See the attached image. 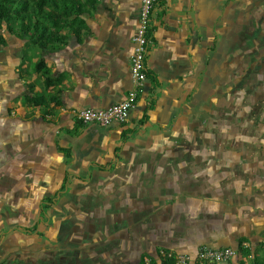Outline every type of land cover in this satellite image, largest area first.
<instances>
[{"label":"crops","instance_id":"0c3cea01","mask_svg":"<svg viewBox=\"0 0 264 264\" xmlns=\"http://www.w3.org/2000/svg\"><path fill=\"white\" fill-rule=\"evenodd\" d=\"M140 9L141 0H98L83 14L79 37L48 49L6 32L0 47L1 208L22 206L23 188L55 179L61 152L69 166L75 163L74 147L60 141L62 128L76 126L75 110L108 108L126 98ZM152 23L145 89L126 122L106 127L109 135L125 136L120 148L113 146L116 160L75 187L96 185V193L56 212V245L25 241L26 253H12L8 264H52L46 251L67 253L61 243L79 226L81 241L104 244L109 253L103 261L96 253L94 264H139L146 253H194L201 244L238 249L241 238L251 255L239 252L231 264L264 258V135L257 122L246 125L242 118L247 108L257 110L253 100L263 85L252 84L250 73L264 53V0H158ZM41 58L58 79L50 87L34 68ZM246 94L249 102H243ZM231 127L253 128L254 143L250 134L227 136ZM18 164L29 178L17 176Z\"/></svg>","mask_w":264,"mask_h":264},{"label":"rangeland","instance_id":"374dc122","mask_svg":"<svg viewBox=\"0 0 264 264\" xmlns=\"http://www.w3.org/2000/svg\"><path fill=\"white\" fill-rule=\"evenodd\" d=\"M201 78L206 81L208 79V74L204 73ZM262 81L263 85L258 86V89L256 90L258 100L257 103L255 100H253L257 106V110L252 111L247 108L242 113V118L245 117L247 119L246 125L252 120V125H254L253 123L257 122V129L264 135V126L261 127V119L263 120L264 118V77H262ZM242 83L244 86H247V83H249L244 74H242ZM249 97L250 95L246 94L245 100L247 102L250 100ZM245 100H243V102H246ZM229 102L232 103L233 101L229 100ZM228 114H230L232 117H234V114L235 116L241 117V111L231 112L230 110H227L226 115ZM109 126L99 127L97 124L91 123L90 125H85L83 128H81L78 134L70 132V130L67 128L61 129V145L66 144L72 145L74 147L73 152L75 154V163H72L69 166L68 164L71 161H68L65 152H61V166L59 168V174L55 179L51 178L50 183L43 181V183L35 184V182H33L32 184L28 185L31 188V190L28 191L24 190L23 188V192L21 191V193L24 194L25 204H22V206H17L16 208L0 207L2 209V214L0 215V252L6 253L5 257L3 255V259L0 256V261H5L12 253L25 254L26 250L24 248L25 246L23 245V242L25 241H39L44 245V247L48 245L54 246L57 242H59V238L57 239L56 236L54 237L51 234L53 233L55 226L54 222L58 219V217H55L57 215L56 212L64 213L66 212L67 207H70V204H75L74 201L77 200V198H81L80 196L86 197L88 194L96 193V185H90L88 189L83 191H77L75 187L78 185L83 186L84 184H87L90 180V176H93L96 171L101 172L102 169L105 170L104 168L107 167V163L114 162L116 160L117 154L114 150V147L115 145H118L120 148L123 144L125 136H116L113 133L109 135L107 133L109 128H106ZM88 127L90 129H88ZM92 128L96 130L92 131ZM228 131L229 132L226 131V135H232L234 139L239 138L241 134H250L252 137L251 142L254 143L253 128L249 129L247 133L243 128L238 127H231ZM253 143L245 142L244 146H248L249 150H254L256 147L253 145ZM25 169L26 168L20 164L15 166L17 176L19 177L21 174H24V172V176H28V169ZM39 175L40 176H34V178H40L42 173ZM13 176L16 177L15 175ZM46 178L47 175L44 177V179ZM79 179L81 180L79 181ZM19 186L21 187V185ZM62 213L61 215H63ZM74 225L71 227H74ZM84 226L85 225H83V227ZM83 232V228L79 226L74 232H72V234H68L64 239V242L61 243V250L73 251L76 249L77 245L78 248L80 246V238ZM51 248L52 249L46 251L47 253L45 252L46 254H49L47 258L53 256L54 261L55 258H58L59 262L60 260H64L56 252L60 250L59 248ZM26 257L28 258V256ZM44 258L45 257L43 255H40L39 257L41 260ZM252 258L253 257L248 258V264H252ZM54 261H52V264H57V262L55 263Z\"/></svg>","mask_w":264,"mask_h":264},{"label":"trees","instance_id":"16d2710c","mask_svg":"<svg viewBox=\"0 0 264 264\" xmlns=\"http://www.w3.org/2000/svg\"><path fill=\"white\" fill-rule=\"evenodd\" d=\"M97 2L98 0H0V47L7 41L6 32L17 34L43 49L64 44L70 35L80 36L81 30L85 26L82 16L90 12ZM255 35L257 37V32ZM260 46L261 49H264V44L261 43ZM262 55L260 60L252 65L250 73L252 84L261 83L262 77H264V53ZM34 68L44 77L47 86L50 87L57 82L58 79L52 76L51 68L44 58L38 60ZM152 105L154 104L149 105V109L152 108ZM145 118H147V114ZM85 125L77 120L76 126L70 132L78 134ZM61 149L67 151L65 148ZM245 241L246 238L240 239L238 249L242 255L249 256L251 249L244 247ZM163 252L165 255L162 251H158L156 255L146 253L141 257L139 264H178L175 256L166 255L177 252L168 249ZM96 253H98V261H103L108 253L106 246L102 244L95 247L93 243L84 239L78 248L76 247L73 251L68 250L61 256L64 259L61 260V264H94ZM146 258L149 260L148 263ZM0 264H8V262L5 260ZM15 264L25 263L19 261ZM45 264L51 263L47 260ZM253 264H264V258L254 256Z\"/></svg>","mask_w":264,"mask_h":264},{"label":"built area","instance_id":"2783aa9c","mask_svg":"<svg viewBox=\"0 0 264 264\" xmlns=\"http://www.w3.org/2000/svg\"><path fill=\"white\" fill-rule=\"evenodd\" d=\"M158 0H141L139 25L134 37L135 50L131 56V88L126 98L108 108L87 106L75 110L74 117L84 124L95 123L99 126H109L113 123H124L136 107L139 95L144 91L147 80L146 57L152 42L153 14ZM239 249L231 246L215 247L201 244L194 253H167L175 256L178 264L210 263L230 264L239 254ZM165 255V252L162 251ZM149 260L147 259V263Z\"/></svg>","mask_w":264,"mask_h":264},{"label":"flooded vegetation","instance_id":"af4514ba","mask_svg":"<svg viewBox=\"0 0 264 264\" xmlns=\"http://www.w3.org/2000/svg\"><path fill=\"white\" fill-rule=\"evenodd\" d=\"M244 96V95H243ZM243 100L245 99V98H242Z\"/></svg>","mask_w":264,"mask_h":264}]
</instances>
